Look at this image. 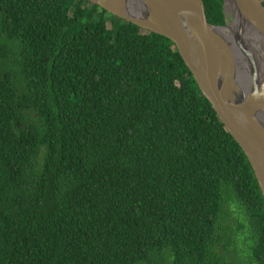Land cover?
Masks as SVG:
<instances>
[{"label":"trees","instance_id":"trees-1","mask_svg":"<svg viewBox=\"0 0 264 264\" xmlns=\"http://www.w3.org/2000/svg\"><path fill=\"white\" fill-rule=\"evenodd\" d=\"M0 264H264L254 172L171 40L0 0Z\"/></svg>","mask_w":264,"mask_h":264},{"label":"water","instance_id":"water-1","mask_svg":"<svg viewBox=\"0 0 264 264\" xmlns=\"http://www.w3.org/2000/svg\"><path fill=\"white\" fill-rule=\"evenodd\" d=\"M85 1L175 44L247 157L264 199V53L245 42H264L262 0H223L224 25L207 21L203 0ZM230 28L232 35L225 36Z\"/></svg>","mask_w":264,"mask_h":264},{"label":"bare ground","instance_id":"bare-ground-1","mask_svg":"<svg viewBox=\"0 0 264 264\" xmlns=\"http://www.w3.org/2000/svg\"><path fill=\"white\" fill-rule=\"evenodd\" d=\"M227 8H230L229 4H227ZM232 33H233V31L231 30V28L230 29H226L224 31L225 36H231ZM245 42H246V44H249V43L253 44L254 51L262 56V54L264 53V42L262 40H261V42L250 41V40L249 41H245Z\"/></svg>","mask_w":264,"mask_h":264},{"label":"rangeland","instance_id":"rangeland-1","mask_svg":"<svg viewBox=\"0 0 264 264\" xmlns=\"http://www.w3.org/2000/svg\"><path fill=\"white\" fill-rule=\"evenodd\" d=\"M143 32V30H141Z\"/></svg>","mask_w":264,"mask_h":264}]
</instances>
